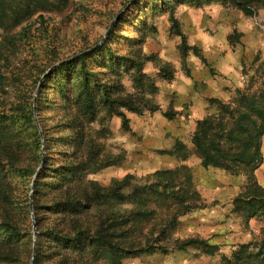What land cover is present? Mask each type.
I'll use <instances>...</instances> for the list:
<instances>
[{
  "label": "rangeland",
  "instance_id": "obj_1",
  "mask_svg": "<svg viewBox=\"0 0 264 264\" xmlns=\"http://www.w3.org/2000/svg\"><path fill=\"white\" fill-rule=\"evenodd\" d=\"M1 1L0 224L19 234L0 264H30L34 236L32 264H264V135L250 163L205 164L192 143L242 95L264 110V0ZM64 193L92 206L68 248L44 234Z\"/></svg>",
  "mask_w": 264,
  "mask_h": 264
},
{
  "label": "trees",
  "instance_id": "obj_2",
  "mask_svg": "<svg viewBox=\"0 0 264 264\" xmlns=\"http://www.w3.org/2000/svg\"><path fill=\"white\" fill-rule=\"evenodd\" d=\"M39 4V1H37ZM242 9L245 13H250L247 8L248 4L242 2L240 3ZM2 5V1L0 2ZM6 7H10L9 1L4 3ZM17 5H22V3H17ZM18 9V8H17ZM2 10L3 7H2ZM3 17L6 14L0 11ZM2 16L0 18H2ZM26 16V12H23L21 9H18L14 13V18L12 20L13 23H18ZM42 15H39V18L42 19ZM174 26H177L176 21L174 20ZM182 48L183 50L187 49L185 41L182 38ZM192 50H195L193 48ZM196 51V50H195ZM86 55H81L74 61L70 62L73 64L74 62L80 63ZM86 80V79H85ZM87 84V81H86ZM104 100L110 106L113 104H118L122 107L127 108L129 111L139 113L140 110L135 107L134 103L129 100H117L111 99L107 96V94L103 93ZM240 102L243 104V109H238L236 112L238 113V118L234 119L228 124H215L209 118L204 119L197 124V130L194 134L192 143L195 148L200 152V154L205 158V164H210L215 166L217 161H240L243 162H257L261 159L259 146H260V138L264 135V110L257 107L253 104V102L242 95L240 97ZM228 109L227 107H225ZM152 111L159 110L157 107H152L150 109ZM167 115V113H166ZM9 115L0 114V119H11ZM225 138V140L230 141L231 148L225 149L221 145V140ZM232 153V155H230ZM46 164V163H45ZM222 164V163H221ZM218 166V165H216ZM62 198V199H61ZM80 195L71 194V196L67 193L62 194V197L58 201H56L53 206L57 208L59 206L62 208L61 213H59L60 218L58 223L53 224L45 230L44 234H46V238L50 239L59 244L65 245V247L73 246L75 240H77L78 236H83L85 231H82L81 227H72L70 230L66 227V224L73 226L75 222H79L80 218L83 216V212L89 211L92 206H82L79 201ZM75 218V220H72ZM2 222L0 227L5 230L8 238L4 239L0 243V262L6 260L8 258L3 252V247L6 244H9L12 241V236H17L19 231L17 227L13 223V220L10 217L8 212L3 213ZM73 232V233H71ZM91 239V237H89ZM94 242H98L100 247L103 250H107L106 248H113L111 242L106 241L103 237H97ZM38 246V244H37ZM106 247V248H103ZM184 245H178V249L183 248ZM38 253V248H36ZM264 256V255H262ZM39 256L34 259V264L37 263Z\"/></svg>",
  "mask_w": 264,
  "mask_h": 264
},
{
  "label": "crops",
  "instance_id": "obj_3",
  "mask_svg": "<svg viewBox=\"0 0 264 264\" xmlns=\"http://www.w3.org/2000/svg\"><path fill=\"white\" fill-rule=\"evenodd\" d=\"M261 154H262V157H263V163L260 165L258 173L264 179V139H262ZM219 212H220L219 210L211 208L209 210L202 211V213H199V214H208L209 216H218Z\"/></svg>",
  "mask_w": 264,
  "mask_h": 264
},
{
  "label": "water",
  "instance_id": "obj_4",
  "mask_svg": "<svg viewBox=\"0 0 264 264\" xmlns=\"http://www.w3.org/2000/svg\"><path fill=\"white\" fill-rule=\"evenodd\" d=\"M133 1H134V0H130L129 3L127 4L126 8H127L130 4H132ZM126 8H125V9H126ZM125 9H124V10H125ZM120 14H121V13H119V14L115 17L114 21H116V20L119 18ZM94 48H96V47H94ZM94 48H93V49H94ZM82 54H84V53H82ZM52 69H53V68H52ZM52 69H50V70L48 71V73H49ZM43 78H44V76H43ZM35 111H36V106L33 107V112H34V114H35ZM43 163H44V159H43V157H42V161H41L40 168L43 166ZM38 172H39V171H38ZM38 172L36 173V176H37ZM34 253H35V236H34V243H33V255H32V259H31L30 264H32Z\"/></svg>",
  "mask_w": 264,
  "mask_h": 264
}]
</instances>
